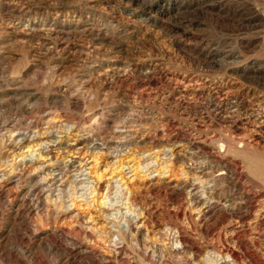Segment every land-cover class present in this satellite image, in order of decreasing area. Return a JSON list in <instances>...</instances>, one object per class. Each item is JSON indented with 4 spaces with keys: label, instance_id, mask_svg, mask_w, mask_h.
Instances as JSON below:
<instances>
[{
    "label": "rangeland",
    "instance_id": "1",
    "mask_svg": "<svg viewBox=\"0 0 264 264\" xmlns=\"http://www.w3.org/2000/svg\"><path fill=\"white\" fill-rule=\"evenodd\" d=\"M249 165L264 0H0V264H264Z\"/></svg>",
    "mask_w": 264,
    "mask_h": 264
},
{
    "label": "bare ground",
    "instance_id": "2",
    "mask_svg": "<svg viewBox=\"0 0 264 264\" xmlns=\"http://www.w3.org/2000/svg\"><path fill=\"white\" fill-rule=\"evenodd\" d=\"M49 148H51L52 150L51 151H55L56 148H54L55 146H52V145H48ZM48 149V148H47ZM49 151L47 150V153ZM31 161V160H30ZM249 170L257 177H259L263 182H264V172L258 170L257 168H253L252 166L249 165ZM264 171V170H263ZM52 182V181H51ZM53 183V182H52Z\"/></svg>",
    "mask_w": 264,
    "mask_h": 264
}]
</instances>
